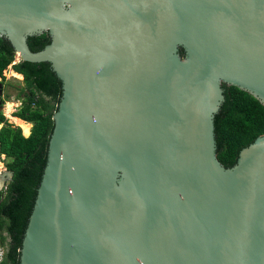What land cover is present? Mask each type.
I'll return each mask as SVG.
<instances>
[{
  "label": "water",
  "instance_id": "1",
  "mask_svg": "<svg viewBox=\"0 0 264 264\" xmlns=\"http://www.w3.org/2000/svg\"><path fill=\"white\" fill-rule=\"evenodd\" d=\"M0 38L63 88L20 264H264V135L215 136L222 85L264 107V0H0Z\"/></svg>",
  "mask_w": 264,
  "mask_h": 264
},
{
  "label": "trees",
  "instance_id": "2",
  "mask_svg": "<svg viewBox=\"0 0 264 264\" xmlns=\"http://www.w3.org/2000/svg\"><path fill=\"white\" fill-rule=\"evenodd\" d=\"M47 33L27 40L32 52L49 43ZM184 56V50L181 49ZM16 53L11 43L0 38V78L10 66L25 77L26 86L18 95L22 102L15 118L32 126L30 137H24L0 116V155L5 156L7 170L13 172L5 197L0 203V245L5 247L0 264H20L21 249L46 164L48 143L54 131L53 116L63 94L62 81L48 63L20 61L13 65ZM224 102L215 120L217 155L225 168L237 163L242 149L264 135V107L249 93L235 86L222 85ZM24 97V98H23Z\"/></svg>",
  "mask_w": 264,
  "mask_h": 264
},
{
  "label": "rangeland",
  "instance_id": "3",
  "mask_svg": "<svg viewBox=\"0 0 264 264\" xmlns=\"http://www.w3.org/2000/svg\"><path fill=\"white\" fill-rule=\"evenodd\" d=\"M20 58L17 56L16 61L13 64H16ZM5 80L0 78V82L5 87L4 94L6 96L7 104L5 106V109L3 110L4 117L9 121L10 124L16 125L21 129V127L13 120H16L17 118L14 117V115L21 109V100L18 99V95L21 93L22 89L25 88V84L23 82V76L17 74L13 71L12 66L8 68V70L4 73ZM30 125V124H29ZM3 126L0 125V131ZM32 126L30 125V131ZM22 130V129H21ZM22 133L24 135V132L22 130ZM24 137H26L24 135ZM30 137V135L28 136ZM26 137V138H28ZM7 160L5 156L0 155V184L1 187H4V182L6 181V178L8 175H6L8 172L7 166H6ZM4 191V188L2 189ZM0 191V192H2ZM2 233L0 232V236ZM0 254L5 255V247L4 245H0Z\"/></svg>",
  "mask_w": 264,
  "mask_h": 264
},
{
  "label": "flooded vegetation",
  "instance_id": "4",
  "mask_svg": "<svg viewBox=\"0 0 264 264\" xmlns=\"http://www.w3.org/2000/svg\"><path fill=\"white\" fill-rule=\"evenodd\" d=\"M16 57H17V55H16ZM16 57H15V61H16ZM14 61V62H15ZM20 62V60L17 62V63H19ZM18 74V73H17ZM19 75H21V74H19ZM21 76H23V75H21ZM23 82H24V84H25V86H26V83H25V77L23 76ZM2 83V82H1ZM2 89H3V94H2V96H1V99H0V116L1 115H3V110L5 109V106H6V104H7V100L5 99L6 98V96H5V92H4V90H5V87H4V85L2 86ZM24 98V97H23ZM21 107H22V102H21ZM21 121V120H20ZM23 122V121H22ZM25 123V122H24ZM27 124V123H26ZM29 125V124H28ZM1 126H4V125H2L1 124ZM3 128V127H2ZM8 172V171H7ZM9 181H10V178L7 176V178H6V181L4 182V187H1V189H0V191H2V189L4 188V191H2V192H0V203L2 202V200L4 199V197H5V193H6V191L5 190H7V188H8V183H9Z\"/></svg>",
  "mask_w": 264,
  "mask_h": 264
},
{
  "label": "bare ground",
  "instance_id": "5",
  "mask_svg": "<svg viewBox=\"0 0 264 264\" xmlns=\"http://www.w3.org/2000/svg\"><path fill=\"white\" fill-rule=\"evenodd\" d=\"M13 121H15L21 127V129L23 130L24 135L26 137H28L30 135V125L20 121L19 119H16V120H13Z\"/></svg>",
  "mask_w": 264,
  "mask_h": 264
},
{
  "label": "built area",
  "instance_id": "6",
  "mask_svg": "<svg viewBox=\"0 0 264 264\" xmlns=\"http://www.w3.org/2000/svg\"><path fill=\"white\" fill-rule=\"evenodd\" d=\"M3 259H4V255L0 254V263L3 261Z\"/></svg>",
  "mask_w": 264,
  "mask_h": 264
}]
</instances>
